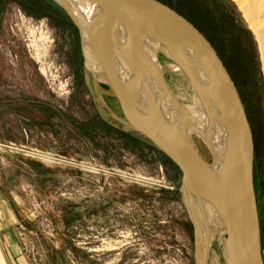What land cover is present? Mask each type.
<instances>
[{"label": "rangeland", "instance_id": "obj_1", "mask_svg": "<svg viewBox=\"0 0 264 264\" xmlns=\"http://www.w3.org/2000/svg\"><path fill=\"white\" fill-rule=\"evenodd\" d=\"M161 1L213 39L236 80L255 142L264 256V0ZM165 75L189 103L186 78L168 67ZM151 145L87 67L81 28L60 3L0 0V197L20 213L29 260L227 264L218 231L201 259L182 173Z\"/></svg>", "mask_w": 264, "mask_h": 264}, {"label": "water", "instance_id": "obj_2", "mask_svg": "<svg viewBox=\"0 0 264 264\" xmlns=\"http://www.w3.org/2000/svg\"><path fill=\"white\" fill-rule=\"evenodd\" d=\"M56 1L74 17L63 2ZM91 2L100 25L105 28V49L102 48L99 62L107 72L109 87L119 102L126 123L178 166L189 199L195 198L199 202L206 200L228 225L235 219L233 231L227 234L230 237L231 233L238 264H264L254 186L253 130L237 85L217 49L192 21L161 0ZM153 43L159 47L162 44L174 47V55L189 72L196 88H201L207 96L225 104L230 125L224 138L221 171L213 155L208 161L194 145L167 135L150 112L147 94L152 72L156 77L161 76L159 52L155 60L149 49ZM181 52L194 58L211 85L199 80L183 61ZM121 57L126 60V77L122 74V65L118 66ZM149 64L153 70L148 69ZM232 183L235 187L241 184L243 213L232 206Z\"/></svg>", "mask_w": 264, "mask_h": 264}, {"label": "bare ground", "instance_id": "obj_3", "mask_svg": "<svg viewBox=\"0 0 264 264\" xmlns=\"http://www.w3.org/2000/svg\"><path fill=\"white\" fill-rule=\"evenodd\" d=\"M59 1L63 2L71 11L81 28L87 67L109 85L110 81L107 72L99 62V55L101 56L102 48L105 49V28L100 25V22L97 19L94 5L91 0ZM149 49L153 59L156 60L158 52L159 59L161 55L166 59L165 64L160 59L161 76L156 77L152 72L149 93L147 94L149 110L160 123L157 122L159 128L170 137L187 144H192L197 149L198 147L195 145L191 134L195 133L198 135L207 144L217 162L216 165L219 164L218 167L221 171V166L223 164L222 149L225 148L224 138L230 125V116L226 110L225 104L220 103L217 99L210 98L201 88H196L188 74L189 72L185 69L177 56L174 55V52L176 51L174 47L164 44L159 47L153 43L149 45ZM180 55L185 64L197 74V77L201 82L211 85L208 76L200 68L193 57L186 52H181ZM119 61L118 66H120V64L122 65V74L126 77V69H124L126 66V60L124 57H121ZM97 64H100L101 67ZM147 67L148 69L153 70L151 69L152 66L150 64L147 65ZM167 67L171 69V71L182 75L181 77H184V79L186 78L188 81V85L192 90V94H190L191 101L189 103H183L181 101V96L175 94L170 88L165 75V68ZM183 96L182 98H184ZM231 191V203L233 208L235 210L237 209L239 213H243L244 199L242 196L243 192L241 184L236 185L235 187V184L233 185L232 183ZM190 201L192 202V211L197 225L198 252L201 259L203 255L208 253L214 232L218 231L220 233V240L224 244L223 252L226 255L227 264H229V261L230 264H238V256L231 239V233L230 237H228L227 234L228 232L233 231L236 224V222H234L235 219H233L230 222V225H228L215 208L206 200L204 202H199L195 198H190ZM202 208L204 211H202ZM204 212L206 215H204ZM205 216L207 218H205Z\"/></svg>", "mask_w": 264, "mask_h": 264}, {"label": "crops", "instance_id": "obj_4", "mask_svg": "<svg viewBox=\"0 0 264 264\" xmlns=\"http://www.w3.org/2000/svg\"><path fill=\"white\" fill-rule=\"evenodd\" d=\"M19 219L17 208L0 197V264H35L24 251L19 236L22 226Z\"/></svg>", "mask_w": 264, "mask_h": 264}, {"label": "trees", "instance_id": "obj_5", "mask_svg": "<svg viewBox=\"0 0 264 264\" xmlns=\"http://www.w3.org/2000/svg\"><path fill=\"white\" fill-rule=\"evenodd\" d=\"M52 2V1H51ZM53 3V2H52ZM55 5V4H54ZM56 7H58V6H56ZM178 12H180L181 14H183L185 17H187L184 13H182L181 11H178ZM187 18H189V17H187ZM191 20V19H190ZM192 21V20H191ZM205 35H206V37L211 41V43L214 45V47L216 48V45H215V43H214V41H213V39L210 37V36H208L206 33H205V31L203 30V29H201L194 21H192ZM138 138V136H134V140H138L137 139ZM154 149H158V148H156L155 146H153V145H151ZM160 151V150H159ZM161 153H163L162 151H160ZM163 155L166 157V159L169 161V162H171L172 164H174V165H176L166 154H164L163 153Z\"/></svg>", "mask_w": 264, "mask_h": 264}, {"label": "flooded vegetation", "instance_id": "obj_6", "mask_svg": "<svg viewBox=\"0 0 264 264\" xmlns=\"http://www.w3.org/2000/svg\"><path fill=\"white\" fill-rule=\"evenodd\" d=\"M225 63V62H224ZM230 71V70H229ZM233 79H234V77H233ZM234 81H235V83H236V80L234 79ZM236 85H237V83H236ZM237 88H238V85H237ZM238 90H239V88H238ZM240 91V90H239ZM240 93V92H239ZM240 95H241V93H240ZM242 98V97H241ZM242 101H243V99H242ZM243 104H244V101H243ZM244 106H245V104H244ZM246 109V108H245ZM247 113V112H246ZM254 158H255V155H254ZM254 186H255V172H254ZM255 193H256V186H255Z\"/></svg>", "mask_w": 264, "mask_h": 264}]
</instances>
